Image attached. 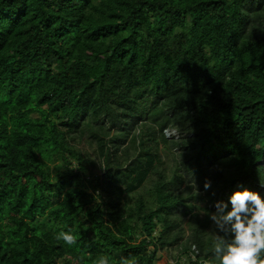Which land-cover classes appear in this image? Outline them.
Listing matches in <instances>:
<instances>
[{"label": "trees", "instance_id": "obj_1", "mask_svg": "<svg viewBox=\"0 0 264 264\" xmlns=\"http://www.w3.org/2000/svg\"><path fill=\"white\" fill-rule=\"evenodd\" d=\"M260 165L264 0H0V264H198Z\"/></svg>", "mask_w": 264, "mask_h": 264}, {"label": "clouds", "instance_id": "obj_2", "mask_svg": "<svg viewBox=\"0 0 264 264\" xmlns=\"http://www.w3.org/2000/svg\"><path fill=\"white\" fill-rule=\"evenodd\" d=\"M264 167V165H260ZM188 186L193 187L197 196L200 195L194 171ZM264 188V183L259 184ZM204 191L212 188V181L205 179ZM183 190V189H182ZM215 195V191L212 192ZM215 211L209 215L214 225L212 257L200 258L198 264H264V195L242 184H237L227 200L214 202ZM78 236L72 229L60 231L55 236L68 247L77 244ZM193 259L199 256V248L191 244ZM109 257L102 256L99 264H109ZM96 264V262H93Z\"/></svg>", "mask_w": 264, "mask_h": 264}, {"label": "rangeland", "instance_id": "obj_3", "mask_svg": "<svg viewBox=\"0 0 264 264\" xmlns=\"http://www.w3.org/2000/svg\"><path fill=\"white\" fill-rule=\"evenodd\" d=\"M147 107H149V104L147 105ZM157 128H158L157 126H154V129L155 130H157ZM135 131L137 132V130H135ZM163 134L166 136L167 139H171V138H173L175 140L176 139H179L178 132L175 129H167V130H165L163 132ZM156 141H158V136H157V140ZM156 141H154V143H156ZM154 143H150L147 146H151L152 148H155V146H153ZM153 151H154V153L156 151V153L158 154V156L161 159V163L159 165L157 164L158 165V168L160 170H162V169L165 168V170L168 171V174L171 173L172 170H176V168L174 166L175 165V159L170 154V150H168V148H166V146H163L161 143L158 142L157 143L156 150L153 149ZM86 156H89V157H87V159L90 160L89 161L90 163H93V164L96 165V162H95L94 158L90 157V155H88V154ZM60 163H61L60 159L59 158H55L53 160V162L50 164V167H51V169L53 171V173L51 174L53 179H54V177L56 176V174L58 172L59 173L61 172V168H59ZM88 170L89 171H92V173L94 175H98V176L99 175H102V171H101V169L97 165L94 166V167H88ZM187 183H183L181 185V187L182 188H185L187 186ZM78 185L79 184L76 183V182H73L71 184V186H78ZM177 254H178L177 248L167 249V250H165V251L162 252V260L159 263H157V264H171V263H173L174 258L176 257Z\"/></svg>", "mask_w": 264, "mask_h": 264}]
</instances>
